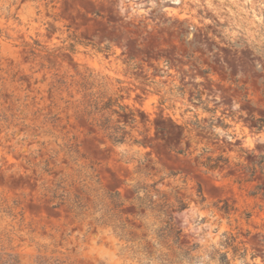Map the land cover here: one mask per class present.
<instances>
[{"label": "rangeland", "instance_id": "374dc122", "mask_svg": "<svg viewBox=\"0 0 264 264\" xmlns=\"http://www.w3.org/2000/svg\"><path fill=\"white\" fill-rule=\"evenodd\" d=\"M8 254L264 264V0H0Z\"/></svg>", "mask_w": 264, "mask_h": 264}, {"label": "trees", "instance_id": "16d2710c", "mask_svg": "<svg viewBox=\"0 0 264 264\" xmlns=\"http://www.w3.org/2000/svg\"><path fill=\"white\" fill-rule=\"evenodd\" d=\"M108 122L110 121V118L107 117ZM101 128V127H100ZM109 127H106L104 128L103 130H105V137H107L108 139L112 140L113 142H118V141H122L124 139V133L122 134H118L117 131H106V130H109L107 129ZM118 207V203L115 204V207ZM162 207H165L167 206L166 203L162 204L161 205ZM223 212L224 213H228V210L227 209H223ZM171 231L173 230L172 226L171 225H168L167 226ZM174 231V230H173ZM220 256V260L221 261H227V256L225 253H220L219 254ZM0 264H19V260L17 258V256H14V255H11V254H8L7 255V258L2 260L0 262Z\"/></svg>", "mask_w": 264, "mask_h": 264}]
</instances>
